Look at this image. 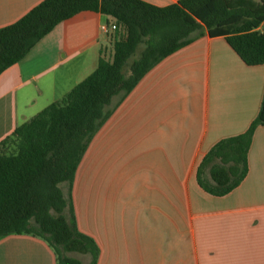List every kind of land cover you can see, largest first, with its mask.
<instances>
[{
  "label": "crops",
  "instance_id": "obj_1",
  "mask_svg": "<svg viewBox=\"0 0 264 264\" xmlns=\"http://www.w3.org/2000/svg\"><path fill=\"white\" fill-rule=\"evenodd\" d=\"M42 1L0 0V28ZM112 22L81 11L0 74V141L97 69L114 33L102 25ZM263 98L264 64H246L225 36L205 31L153 67L95 134L76 172V221L99 246L96 264H264V125L239 186L216 196L197 177L217 142L249 128ZM0 264L57 262L45 240L11 234L0 239Z\"/></svg>",
  "mask_w": 264,
  "mask_h": 264
},
{
  "label": "trees",
  "instance_id": "obj_2",
  "mask_svg": "<svg viewBox=\"0 0 264 264\" xmlns=\"http://www.w3.org/2000/svg\"><path fill=\"white\" fill-rule=\"evenodd\" d=\"M88 10L117 25L101 48L97 69L0 141V239L41 238L57 264L98 261L97 242L77 225L72 186L95 133L153 67L205 31L225 36L246 64H264V29H259L264 0H178L166 6L144 0H43L0 28V74L60 22ZM259 125H264V98L245 132L220 140L203 157L197 170L203 189L222 196L241 184ZM74 253L88 255L89 262Z\"/></svg>",
  "mask_w": 264,
  "mask_h": 264
},
{
  "label": "rangeland",
  "instance_id": "obj_3",
  "mask_svg": "<svg viewBox=\"0 0 264 264\" xmlns=\"http://www.w3.org/2000/svg\"><path fill=\"white\" fill-rule=\"evenodd\" d=\"M106 121H107V120H106ZM106 121H105V122H106ZM105 122H104V124H105ZM104 124H103V125H104ZM103 125H102V126H103ZM102 126H101V127H102ZM98 131H99V130H98ZM98 131H97V132H98ZM97 132H96V133H97ZM96 133H95V134H96ZM94 136H95V135H94ZM94 136H93V137H94ZM92 139H93V138H92ZM91 142H92V140H91ZM91 142H90V145H91ZM90 145H89L87 151L89 150ZM87 151L85 152V155H86ZM85 155H84V157H85ZM84 157H83V159H84ZM83 159H82V160H83ZM75 178H76V176H75ZM74 182H75V180H74ZM62 187H63V190H64L65 194L68 196V192H69V186H68V184L63 183V184H62ZM89 188H90V185H89ZM73 191H74V183H73L72 190H71L72 201H73V205H74ZM74 209H75V206H74ZM75 214H76V212H75ZM73 255H74V256H78V257L85 258V257H84L83 255H81V254L74 253Z\"/></svg>",
  "mask_w": 264,
  "mask_h": 264
},
{
  "label": "built area",
  "instance_id": "obj_4",
  "mask_svg": "<svg viewBox=\"0 0 264 264\" xmlns=\"http://www.w3.org/2000/svg\"><path fill=\"white\" fill-rule=\"evenodd\" d=\"M117 29V25L115 22L112 23H105L102 25V30L104 32H115Z\"/></svg>",
  "mask_w": 264,
  "mask_h": 264
}]
</instances>
